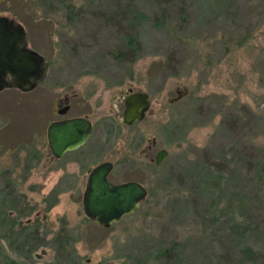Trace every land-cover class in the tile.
Segmentation results:
<instances>
[{
    "label": "rangeland",
    "instance_id": "1",
    "mask_svg": "<svg viewBox=\"0 0 264 264\" xmlns=\"http://www.w3.org/2000/svg\"><path fill=\"white\" fill-rule=\"evenodd\" d=\"M0 16L47 67L0 91V264H264V0H0ZM135 92L149 108L124 127ZM66 101L92 132L54 162L45 129ZM104 162L146 190L108 228L81 206Z\"/></svg>",
    "mask_w": 264,
    "mask_h": 264
},
{
    "label": "water",
    "instance_id": "2",
    "mask_svg": "<svg viewBox=\"0 0 264 264\" xmlns=\"http://www.w3.org/2000/svg\"><path fill=\"white\" fill-rule=\"evenodd\" d=\"M46 71L44 59L26 47L22 26L0 16V91L14 88L22 93L30 92L43 81ZM148 108L145 93H129L123 99V124L129 126L141 121ZM67 109L64 107L57 114L62 115ZM91 131V123L84 117L50 123L45 132L46 144L51 155L59 159L64 153L81 147ZM165 155L160 150L154 164L162 163ZM110 171V163L94 167L87 176L81 200L86 219L101 228L134 214L146 197V190L136 182L110 183L107 179Z\"/></svg>",
    "mask_w": 264,
    "mask_h": 264
},
{
    "label": "flooded vegetation",
    "instance_id": "3",
    "mask_svg": "<svg viewBox=\"0 0 264 264\" xmlns=\"http://www.w3.org/2000/svg\"><path fill=\"white\" fill-rule=\"evenodd\" d=\"M64 107H68L67 111L69 110L68 101H66V104H64L63 107H61L60 104L55 103V105H54V112H55V115L57 116V118H56V119H53L50 123L60 122V121H64V120L71 119V118H77V117H64V115L67 113V111H66L64 114H62V115H58V114H57V111L63 109ZM122 113H123V110H122ZM122 113H121V117H120V119L118 120L119 125H122V126H124V127H129V126H131V125L126 126V125L123 124V122H122ZM84 118H86V117H84ZM86 119H88V118H86ZM89 122H90V121H89ZM139 122H140V121H139ZM50 123H49V124H50ZM90 123H91V122H90ZM136 123H138V122H136ZM136 123H133V124H136ZM133 124H132V125H133ZM47 126H48V125H47ZM91 128H92V123H91ZM45 132H46V129H45ZM91 132H92V131H91ZM90 135H91V134H90ZM89 137H90V136H89ZM88 139H89V138H88ZM88 139H87V141H88ZM45 141H46V139H45ZM87 141H86L81 147H83V146L87 143ZM46 146H47V144H46ZM81 147H79V148H81ZM152 147H153V146H148V147H146L145 152H146V151H149L150 149H152ZM79 148H77V149H79ZM77 149H76V150H77ZM47 150H48V155H49L50 160H52V161H54V162L60 160L65 154L69 153V152H66V153H64L59 159H55V158L51 155V153H50L48 147H47ZM73 151H75V150H73ZM70 152H72V151H70ZM158 152H159V151H158ZM158 152H156L155 155H156ZM145 156H146V155H145ZM154 157H155V156H154ZM154 157L151 158L150 161H153V160H154ZM104 163H109V162H104ZM101 164H102V163H101ZM110 165H111V171H112L113 164L110 163ZM111 171H110V173H111ZM89 173H90V171H89ZM110 173L108 174V176L110 175ZM87 176H88V175H87ZM108 176H107V179H108ZM108 181H109V179H108ZM126 182H133V181H126ZM126 182H122V183H126ZM110 183H111V182H110ZM122 183H119V184H122ZM112 184H113V183H112ZM113 185H118V184H113ZM81 200H82V199H81Z\"/></svg>",
    "mask_w": 264,
    "mask_h": 264
},
{
    "label": "trees",
    "instance_id": "4",
    "mask_svg": "<svg viewBox=\"0 0 264 264\" xmlns=\"http://www.w3.org/2000/svg\"><path fill=\"white\" fill-rule=\"evenodd\" d=\"M166 1H168V0H166ZM134 36H131V35H128V36H126L125 37V40H128V45L129 46H131L134 42H135V40H134ZM132 46H134V49H133V51H129V50H124V53H118V55H117V59L119 58V59H123L124 57H130V61H132V56H133V53L135 52V50H137L138 49V44L135 42V44H133Z\"/></svg>",
    "mask_w": 264,
    "mask_h": 264
}]
</instances>
